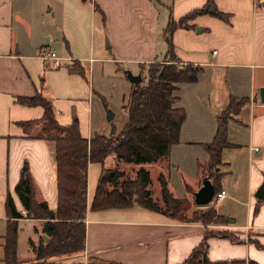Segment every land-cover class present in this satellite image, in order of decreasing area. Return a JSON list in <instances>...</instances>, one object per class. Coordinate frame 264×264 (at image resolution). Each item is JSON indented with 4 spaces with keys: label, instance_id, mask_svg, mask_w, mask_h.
<instances>
[{
    "label": "crops",
    "instance_id": "obj_1",
    "mask_svg": "<svg viewBox=\"0 0 264 264\" xmlns=\"http://www.w3.org/2000/svg\"><path fill=\"white\" fill-rule=\"evenodd\" d=\"M206 2L0 0V264H5L9 192L17 208L24 210L15 187L25 162L34 181L36 199L47 201L53 210L58 206L55 141L39 134L44 107L22 104L17 98L40 92L51 100L61 124L68 125L77 117L84 137L101 133L106 118L103 101L109 95L108 80L116 78L113 84L121 89L119 93L125 102L133 83L127 70L138 74L145 71L148 63L163 61L168 50L166 28L170 19L178 21ZM215 4L227 14V19L212 12L200 13L188 19V26L179 25L172 33L179 65L191 63L201 67L197 81L182 82L177 90L191 85V107L196 114L191 131L202 133L198 136L202 138H191L194 139L191 145L205 149L204 144L211 142L217 131L218 116L231 99L245 100L229 120L230 144L223 148L219 165L223 173L221 187L227 190L222 201L234 199L241 216L235 212L223 213L217 207L218 213L228 219L223 227L233 230L240 241L210 235L208 256L212 261L245 259L264 264V198L256 196L264 181V102L261 100L264 0H215ZM45 11L54 13L49 21L43 18ZM44 45L63 57L60 67L51 68V61L39 55ZM202 160L208 165L207 150ZM116 161L110 156L104 163H89L85 250L53 261L57 264H180L187 260L205 238V228L209 225L204 222L181 220L139 203L92 208L103 170L111 168ZM163 161L168 162L170 181L171 166L179 167L170 158L138 165L150 171L148 164H159L162 171ZM202 173L198 167L187 185L199 189ZM22 222H31L25 235L21 231ZM45 222L42 217L18 219L19 260L35 258L34 245L50 238L44 231Z\"/></svg>",
    "mask_w": 264,
    "mask_h": 264
},
{
    "label": "trees",
    "instance_id": "obj_2",
    "mask_svg": "<svg viewBox=\"0 0 264 264\" xmlns=\"http://www.w3.org/2000/svg\"><path fill=\"white\" fill-rule=\"evenodd\" d=\"M212 12L225 19L227 14L216 8L215 0H207L201 8L189 12L180 20L170 19L166 28L168 50L163 61H154L148 75L132 83L129 96L124 102L128 119L121 129L113 127L111 134L95 133L91 138L84 137L79 128L77 117L68 125L61 124L55 117L52 102L37 92L33 96H19L22 104H40L44 107L41 119L42 128L39 134L55 141V159L57 167L58 206L56 210L49 207L45 200L35 197L34 181L25 162L21 177L15 190L29 217L46 219L44 231L50 236L39 245H34L36 256L29 260H19L18 219L23 213L17 208L13 195L9 192L6 199L9 221L4 235L5 264H57L53 258L83 252L86 239V213L88 166L90 162L104 163L110 156L127 163H151L169 158L171 147L180 140L181 129L187 113L184 107L178 106L180 96L176 94L182 82L197 81L201 67L191 63L179 65L180 59L175 52L172 33L177 26H188V19L200 13ZM143 72V71H142ZM244 99H231L225 111L218 116L219 125L211 142L204 148L210 154L208 172L215 185V194L222 189L220 178L222 172L216 167L222 164V150L228 141V124L233 114L244 104ZM125 172L116 168H105L100 176L92 208L103 209L110 206H129L139 203L154 210L162 211L174 217L178 216L184 204L183 198L174 196L168 188V182L161 174L159 181L163 197V206L151 195L149 185L151 174L141 166L133 179L120 178ZM214 200V198H213ZM220 217L215 209H208L202 216ZM191 220V219H183ZM204 222L203 219H193ZM210 221V219H209ZM210 235L227 236L240 241L229 230L207 232L205 238L194 248L191 255L180 264H257L245 259H228L212 261L208 256Z\"/></svg>",
    "mask_w": 264,
    "mask_h": 264
},
{
    "label": "rangeland",
    "instance_id": "obj_3",
    "mask_svg": "<svg viewBox=\"0 0 264 264\" xmlns=\"http://www.w3.org/2000/svg\"><path fill=\"white\" fill-rule=\"evenodd\" d=\"M52 12L45 11L43 18L45 21H49V19H52ZM56 53L59 55V53L56 51ZM153 68V63L150 62L146 65L145 71L143 70V73L148 75L149 71ZM116 80V78H115ZM112 78L108 80V88H109V95L107 96V99L103 101V105L105 108V116L107 115V110L112 109L116 113L115 117L111 120H108L107 117L105 118V122L102 124L101 127V133L103 134H111L113 127H115L117 130H119L127 121L128 119V112L122 107L124 105L123 97L119 93L121 89H118L116 86V83L113 84L115 81ZM121 87V86H120ZM115 88V90L113 89ZM177 95L180 96V102L177 103L178 106L184 107L187 113V117L183 122L181 134H180V140L178 143L173 144L171 147L169 158L173 163H177L179 167H173L170 168V181H168V162L163 161V167L164 169L160 171L159 164H148V167H150V174H151V183L149 185V189L151 192V195L154 199H157L160 205L163 206V197L161 192V184L159 181V176L162 174L164 178L168 182V188L173 193L174 196H177L179 198H183L184 204L182 205L181 210L178 212L177 218L183 220V219H203L204 223L206 225H209V227H206L205 229L207 232H220L222 230H229L231 235H236L233 230L224 228L223 225L228 224V219L225 216H220L219 218L216 216L207 217L206 219L202 216L204 212H207L208 209L212 208L216 210L217 215L218 208L223 210L222 212L233 214H237L239 217L241 216L240 213V207L237 204V202L234 199L227 198L224 201L220 202H212L205 206L197 205L194 201V192L196 189L191 188V186L187 185L188 183L191 184V181L196 175V172L198 170V167L203 172L201 177L207 176L210 173L208 172V165L205 164L202 158L203 155L206 153L205 149H201L199 146L191 145V138H196L198 136H201V132L197 131H191V122L196 119L194 118L196 114H194L193 108L191 107V85H184L181 86V89L176 92ZM214 111H211L213 114ZM195 123V122H194ZM202 138V137H198ZM198 159V161H197ZM117 163H113L111 168L119 169L120 171L125 172V176L120 178L121 180L124 179H133L136 176V172L139 169V165L135 163H125L124 161H116ZM200 163H203V165L200 166ZM220 167H216V170L214 171V175H217L216 173L220 171ZM217 171V172H216ZM171 187V188H170ZM187 187V188H186ZM198 190V189H197ZM191 191L193 193H191ZM217 205V206H216ZM228 208H230V211H227ZM233 209L234 211H231ZM210 219V221H209ZM31 222H22L21 226L23 229H21L22 233L25 235L27 234V229L30 227ZM28 225V226H26Z\"/></svg>",
    "mask_w": 264,
    "mask_h": 264
},
{
    "label": "water",
    "instance_id": "obj_4",
    "mask_svg": "<svg viewBox=\"0 0 264 264\" xmlns=\"http://www.w3.org/2000/svg\"><path fill=\"white\" fill-rule=\"evenodd\" d=\"M127 75L129 79L132 82L138 83L143 79L142 73L134 74L132 71L127 70ZM261 100L264 102V87L261 88ZM115 116V111L112 109L107 110V119L111 120ZM215 193V185L208 174L207 176L204 177L202 185L199 187L198 190L195 191V203L197 205H208L214 197ZM256 196L258 198L263 199L264 198V181L263 183L259 186ZM47 238V235H45Z\"/></svg>",
    "mask_w": 264,
    "mask_h": 264
},
{
    "label": "built area",
    "instance_id": "obj_5",
    "mask_svg": "<svg viewBox=\"0 0 264 264\" xmlns=\"http://www.w3.org/2000/svg\"><path fill=\"white\" fill-rule=\"evenodd\" d=\"M39 55L47 60L51 61V68L56 69L61 66L63 57L58 55L56 51L49 48V46L44 45L39 49ZM227 196V190L225 188L220 189L217 193H214V200L216 202L222 201ZM24 216H27V211L24 209L22 210Z\"/></svg>",
    "mask_w": 264,
    "mask_h": 264
}]
</instances>
